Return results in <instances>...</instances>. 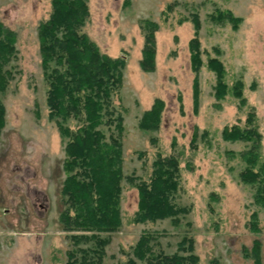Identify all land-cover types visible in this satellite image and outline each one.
<instances>
[{"label":"rangeland","instance_id":"rangeland-1","mask_svg":"<svg viewBox=\"0 0 264 264\" xmlns=\"http://www.w3.org/2000/svg\"><path fill=\"white\" fill-rule=\"evenodd\" d=\"M86 1L90 16L83 32L101 53L125 61L123 84L114 97L124 117L122 226L111 234L102 264L126 263L146 232L168 255L191 238L199 264H254L245 248L258 239L264 264V212L239 179L238 153L247 144L222 134L233 125L248 127L253 113L264 161V0ZM51 12V0H0V23L15 32L17 49L6 67L12 75L7 90L0 93L6 110L0 135V264H65L70 249L59 221L66 139L48 117L38 41V27ZM221 12L238 18L237 28L213 18ZM146 20L158 25L153 71L140 65ZM195 38L202 60L198 71L191 63ZM214 58L225 67L228 93L222 99L215 96L216 75L207 66ZM238 83L244 104L233 93ZM157 99L164 104L159 129L140 128L143 113ZM158 154L179 158L175 201L188 213L176 224L169 218L136 224L138 191L127 178L148 180ZM254 212L259 233L250 229Z\"/></svg>","mask_w":264,"mask_h":264},{"label":"trees","instance_id":"trees-1","mask_svg":"<svg viewBox=\"0 0 264 264\" xmlns=\"http://www.w3.org/2000/svg\"><path fill=\"white\" fill-rule=\"evenodd\" d=\"M50 17L38 27L41 67L46 82L48 117L57 125L66 139L62 187L63 210L59 221L68 234L70 249L65 264H102L111 234L122 226L121 198L123 173L124 117L114 105V97L123 84L125 61L111 58L100 52L84 32L90 16L86 0H51ZM217 21L232 23L239 19L231 12L219 13ZM197 30L200 22L193 19ZM145 47L140 65L145 71L155 68V32L157 23L145 21ZM16 34L0 23V93H5L12 75L6 70L16 57ZM191 63L198 71L202 60L197 38L190 43ZM207 66L216 75L215 96L219 99L228 93L225 67L217 59H210ZM195 80L194 97L199 95ZM234 95L245 103L241 83L234 86ZM163 101L157 99L139 121L143 129L158 130L163 111ZM5 106L0 100V135L5 126ZM254 115L247 119L248 127L233 125L223 130V138L247 144L238 153L243 163L240 181L253 190V203L264 212V161L260 154L261 134L254 125ZM74 123V126L72 125ZM138 191V209L133 222L146 223L172 219L179 223L188 208L179 206L175 197L180 189V160L177 156L158 154L153 162L148 180L127 178ZM250 229L259 233L258 214L251 216ZM156 237L143 233L133 248V256L124 264H199L194 241L185 237L172 255L158 247ZM261 241L256 239L245 256L261 264ZM210 264H220L212 260Z\"/></svg>","mask_w":264,"mask_h":264}]
</instances>
